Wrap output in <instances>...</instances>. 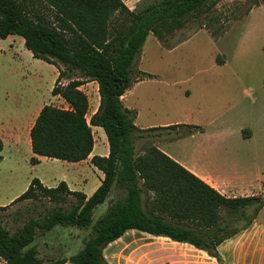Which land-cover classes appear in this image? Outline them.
Here are the masks:
<instances>
[{
	"label": "trees",
	"instance_id": "trees-1",
	"mask_svg": "<svg viewBox=\"0 0 264 264\" xmlns=\"http://www.w3.org/2000/svg\"><path fill=\"white\" fill-rule=\"evenodd\" d=\"M220 1L141 0L130 10L123 0H0V38L22 37L34 58L54 65L58 78L52 95L69 105L68 109L45 105L39 112L30 130L31 163L37 164L38 157L69 163L87 160L95 145L92 127L104 130L109 145L108 156L91 159L104 176L92 196L70 190L64 181L49 188L34 178L20 197L0 207L7 210L16 203L42 198L59 205L75 198L69 211L56 208L43 219L29 218L14 233L0 223V259L6 264H109L105 249L129 230L190 244L221 263L218 247L249 228L264 207V193L229 198L154 145L143 155L137 154L138 139L167 128L139 129L134 123L136 111L123 104V96L135 83L154 77L146 72L136 75L133 69L148 36L165 43L191 19L208 17ZM248 2L233 21L264 4V0ZM211 33L219 38L225 32ZM75 72L80 76L74 78ZM65 75L69 82L62 85ZM86 82L98 84L100 97L89 120L90 101L81 90ZM181 127L185 128L182 136L203 130L185 124L168 128ZM115 186L124 189L125 197L112 203L93 225L94 210L109 201ZM58 226L91 227L92 235L75 255L40 258L33 246L37 233Z\"/></svg>",
	"mask_w": 264,
	"mask_h": 264
},
{
	"label": "rangeland",
	"instance_id": "rangeland-1",
	"mask_svg": "<svg viewBox=\"0 0 264 264\" xmlns=\"http://www.w3.org/2000/svg\"><path fill=\"white\" fill-rule=\"evenodd\" d=\"M124 2L130 10L137 5L129 0ZM248 4V0H222L208 17L191 19L165 43L148 36L133 69L136 75L146 72L154 77L138 84L124 105L140 114L139 125L196 124L204 132L182 136L185 128L181 127L145 133L146 137L136 141L137 154L143 155L149 146H156L160 141H173L172 151L188 159L193 155L194 146H211L212 152L226 161L246 152L256 154L259 182L264 185V4L241 20L233 21ZM201 24L205 25L203 29ZM212 31L225 33L215 38ZM79 76L78 72L73 73L74 78ZM57 78V68L34 58L25 48L22 37L0 38V186L14 190L15 185L19 189L27 178L37 177L44 179L49 188L64 181L74 191L92 196L102 173L91 164L72 167L45 160L31 169L27 128L45 105L69 108L61 97L52 95ZM68 82L69 76L65 75L61 84ZM81 90L90 101L89 120L99 106L98 84L86 82ZM99 130L105 137L93 129L97 156L108 148L105 132L102 128ZM242 132L253 135L243 140ZM244 142L251 149L241 147ZM124 197V189L115 186L109 201L94 210L93 225L112 203ZM6 199L0 191V203H6ZM144 200L149 207L147 196ZM74 202L73 197L59 205L44 198L19 202L0 210V223L14 233L29 218L43 219L56 208L69 211ZM252 211L248 210L249 216ZM91 235V227L58 226L48 232H38L35 244L43 258L60 259L77 254ZM174 251L169 240L129 230L103 254L109 264H177L170 258ZM2 261L0 264H4Z\"/></svg>",
	"mask_w": 264,
	"mask_h": 264
},
{
	"label": "crops",
	"instance_id": "crops-1",
	"mask_svg": "<svg viewBox=\"0 0 264 264\" xmlns=\"http://www.w3.org/2000/svg\"><path fill=\"white\" fill-rule=\"evenodd\" d=\"M129 1L136 5L141 0H129ZM23 43H24V40H23ZM30 54L32 53L30 52ZM141 82L135 83L131 87V89L126 92V94L123 96V104L126 101L128 94L131 91H133L134 88L137 87L138 84H140ZM126 108L136 111V109L134 108H130V107H126ZM139 119H140V114L136 111V118L134 120V123L141 130H147L151 128H167V129H160V130L171 131V129L168 127L172 125H168V126L139 125L137 123ZM34 122L26 130L27 143H28L29 153H30L29 158L34 157V153L32 151L31 138H30V130L32 126L34 125ZM175 125H178V124H175ZM189 125H194V124H189ZM93 129H97V132L101 134V136L103 135L102 138L105 137L102 130H99L100 127H92V131ZM202 129H203L202 131L197 132V133L202 134V132H204V128ZM197 133H194L191 136H194ZM252 135L253 134L251 132L246 133V135L243 134L242 132V139L248 140L249 138L252 137ZM158 137L161 138V136H158ZM172 144H173V141H167V142L160 141L156 144V146L161 151H163L165 154H167L172 159H174L176 162H178L179 164L184 166L186 169H188L190 172H192L194 175H196L198 178H200L201 180H203L210 186L214 187L222 195L229 197V198H236V197L258 196L264 193V185L260 184L259 182L260 166L258 165L259 162L257 160L256 154L255 155L251 153L247 154L246 152L243 155L238 156L237 159L226 161L223 158H220L218 153L214 154L212 152L213 148L211 146H208V147L194 146L191 151L193 155H191V159H188L186 157L176 155V153L172 151ZM241 147L245 149H251L249 147L248 142H244L241 145ZM94 148H95V145H94ZM136 151H137V148H136ZM108 155H109V145H108L107 150L103 152L102 154H100V156H108ZM93 156H95L94 149H93L92 154L89 156L87 160L79 162V163H69V162H65V161H61L57 159L38 157V163L31 165V169H34L37 165L41 164L45 160L57 162L62 165H65V163L70 164L72 167L76 165H82L83 163L91 164V159ZM15 165H16L15 167H18L17 163ZM103 177L104 176L102 173V177L99 178L94 190H96L100 186ZM32 180H33L32 177L27 178L26 181L23 182V185L19 187V189H16V186L13 185V189L15 191L12 190L10 186H8V189H7V186L5 187L2 184L0 186V189H1L0 191H2V194L6 195L7 201L4 204L0 203V207H4L5 205H8V204L10 205L12 202H14V200H16L19 196H21L28 189ZM39 180L46 186V182L44 181V179L39 178ZM59 182L60 181H58L57 183ZM68 186L70 190L74 191L71 185L68 184ZM87 197H90V196H87ZM150 237H153L155 239L169 240L171 242V245L175 249V251L171 253L170 258L174 260L177 264H264V207L260 210L256 219L252 222L249 228L241 231L240 233L233 236L232 238L224 241L218 247V251H219V254L222 260L221 263H219L215 258L210 257L204 251L196 249L190 244L174 242L165 237H157V236H152V235H150ZM33 246L37 248L40 258L48 260L42 257L43 256L42 251L39 247L36 246L35 242L33 243ZM45 247L47 248L49 246L45 244ZM65 257H70V256H65ZM4 264L6 263L4 262ZM66 264H70V263H66Z\"/></svg>",
	"mask_w": 264,
	"mask_h": 264
}]
</instances>
